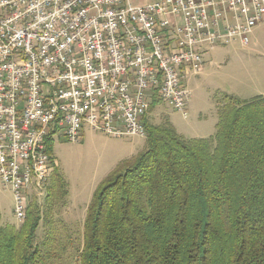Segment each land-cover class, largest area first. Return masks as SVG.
Returning a JSON list of instances; mask_svg holds the SVG:
<instances>
[{
	"label": "built area",
	"instance_id": "1",
	"mask_svg": "<svg viewBox=\"0 0 264 264\" xmlns=\"http://www.w3.org/2000/svg\"><path fill=\"white\" fill-rule=\"evenodd\" d=\"M225 9L245 21L221 32ZM263 17L264 0H0V182L16 220L24 193L43 196L55 134L144 137L154 96L185 117L184 78L203 66L205 43L247 44ZM26 141L38 187L25 179Z\"/></svg>",
	"mask_w": 264,
	"mask_h": 264
},
{
	"label": "trees",
	"instance_id": "2",
	"mask_svg": "<svg viewBox=\"0 0 264 264\" xmlns=\"http://www.w3.org/2000/svg\"><path fill=\"white\" fill-rule=\"evenodd\" d=\"M147 115L146 148L96 187L73 264H264V96H226L206 138ZM41 214L29 205L18 227L0 214V264H63L64 243L36 241Z\"/></svg>",
	"mask_w": 264,
	"mask_h": 264
},
{
	"label": "rangeland",
	"instance_id": "3",
	"mask_svg": "<svg viewBox=\"0 0 264 264\" xmlns=\"http://www.w3.org/2000/svg\"><path fill=\"white\" fill-rule=\"evenodd\" d=\"M131 2L145 3L144 0ZM248 39L247 44L237 41L214 46L203 67L197 73L187 74L193 78L187 85L191 96L185 106V117L169 103L158 100L148 112L149 122L159 124L167 118L179 135L206 138L215 132L217 110L226 96L239 100L264 96V20L252 26ZM81 132V139L77 142L58 134L52 137L50 155L56 164L52 178L50 175L44 185V195L39 199L36 191L26 193L30 205L37 204L42 212L36 241L54 236L64 243L63 264H73L77 260L75 250L81 247L87 208L98 184L120 161L146 148L145 137L117 138L101 131H90L88 126ZM49 185L52 186V196L48 199ZM0 205L4 220L17 227L23 223L16 220L12 193L1 182Z\"/></svg>",
	"mask_w": 264,
	"mask_h": 264
},
{
	"label": "bare ground",
	"instance_id": "4",
	"mask_svg": "<svg viewBox=\"0 0 264 264\" xmlns=\"http://www.w3.org/2000/svg\"><path fill=\"white\" fill-rule=\"evenodd\" d=\"M33 154H34V141H26V149L24 151V157H23V167H25V179H31V186L38 187L39 163L33 162ZM46 182L47 181H44L43 183V195H44V185L46 184ZM36 194L38 198V191H36ZM29 205L30 203L28 202L27 194L24 193L20 222H22L23 219L25 218L27 208Z\"/></svg>",
	"mask_w": 264,
	"mask_h": 264
},
{
	"label": "crops",
	"instance_id": "5",
	"mask_svg": "<svg viewBox=\"0 0 264 264\" xmlns=\"http://www.w3.org/2000/svg\"><path fill=\"white\" fill-rule=\"evenodd\" d=\"M145 1V3L146 2H152V1H156V0H144ZM141 4H143V3H141ZM251 11V10H250ZM226 20H228L230 23H234V22H238V21H241V22H244L245 21V18H244V16L242 15L241 17H239V18H237V17H235V13L233 12V11H231V10H226L225 9V11H224V16L222 17V19L220 20V23H219V31H221V32H223V27H224V25H225V21ZM262 20H264V17H263V19ZM237 42V41H236ZM216 45H227V44H222V43H215V44H207V43H205V45H204V53H203V59H204V63L206 62V57H207V54H208V52H209V50H211V49H213V47L214 46H216ZM203 67V66H202ZM193 77L191 76H189V75H185V78L184 79H186L187 81H185V83H186V85H188L189 84V82H190V80L192 79ZM189 80V81H188ZM90 131H92V130H90ZM130 137H132V136H130ZM140 137V136H139ZM145 137V136H144ZM132 155H134V154H132ZM124 160V159H123ZM52 173V172H51ZM51 175V174H50ZM49 179V178H48ZM48 183V182H47ZM46 196V195H45ZM2 207H1V205H0V214H1V222H2V224H12V225H15L14 223H8L6 220H4L3 219V212H2Z\"/></svg>",
	"mask_w": 264,
	"mask_h": 264
}]
</instances>
